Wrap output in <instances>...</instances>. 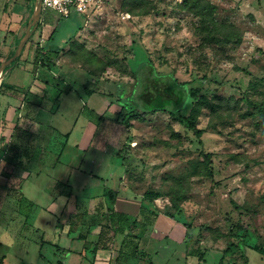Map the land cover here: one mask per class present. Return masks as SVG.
I'll return each instance as SVG.
<instances>
[{
    "label": "rangeland",
    "instance_id": "1",
    "mask_svg": "<svg viewBox=\"0 0 264 264\" xmlns=\"http://www.w3.org/2000/svg\"><path fill=\"white\" fill-rule=\"evenodd\" d=\"M35 5L36 0H0L1 58L14 54ZM78 25L80 29H76ZM42 45L50 50L64 49V55L53 57L58 68L54 65L53 73L47 74L52 94L65 91L69 84L81 97L74 93V103L63 124L58 125L63 108L51 116L49 123L62 132L70 131V137L49 138L51 146L38 158L42 163L39 180L45 183L50 178H66L75 189L80 184L93 193H100L104 187L121 191L119 184H127L136 195L157 191L161 196L146 205L152 214L166 216L167 212L190 230L191 240L196 241L192 249L203 246L207 250L202 264H243L245 259L249 264H264V256L251 248H246L245 257L236 252V247L227 249L238 242L236 233L245 234L251 245H264V0H107L93 12L75 13L69 18L42 11L21 53L22 60L10 65L1 80L0 115L13 107L8 128L16 123L13 114L17 108L8 96L10 83H28L30 75L20 66L28 62L32 64L31 73L42 76L44 67L33 64ZM145 62L180 82L192 81L191 86L205 77L204 86L215 90V96H209L202 105L189 102L174 117L157 112L133 119L115 141L112 133L125 102L121 92L125 89V95L130 94L135 71ZM62 77L65 84L59 81ZM84 83L92 90L107 93L110 104L106 109L92 113L99 112L100 96H85ZM141 92L140 84L136 85L129 98L137 102ZM44 98L41 107L45 113L36 119V111L31 113L34 122L43 123L52 110L48 107L56 103L48 88ZM99 116L101 121L92 141L97 150L76 149V143L87 132V122ZM187 116L193 119L195 129L202 131L200 138L187 127ZM25 117L22 115L19 124L30 129L32 119L27 121ZM27 137L21 132L14 137L21 151ZM65 141L66 149L57 160ZM119 149L127 159L126 166L116 155ZM205 154H209V162ZM81 163L86 175L81 173L75 178ZM35 166L29 167L28 176L38 171ZM9 169L4 161L0 162V184L1 179L6 180L2 172ZM7 182L18 185L16 179ZM22 191L38 205L36 216H31L32 226L20 238V242L24 243L25 237L28 241L25 251L18 254L23 244H14L12 235L23 229L24 220L14 215L10 228L5 226L12 208L4 189H0V242L9 247L8 264H43L37 243L40 234L35 230L41 227L48 232L46 221H56L46 210L51 194L38 188L31 178L22 185ZM164 239L156 242L159 255L153 254L151 260L155 264H183L181 254L191 246ZM51 250L47 245L42 253L48 256ZM197 262V257L189 259L191 264Z\"/></svg>",
    "mask_w": 264,
    "mask_h": 264
},
{
    "label": "crops",
    "instance_id": "2",
    "mask_svg": "<svg viewBox=\"0 0 264 264\" xmlns=\"http://www.w3.org/2000/svg\"><path fill=\"white\" fill-rule=\"evenodd\" d=\"M39 48H46V46L42 45L39 46ZM63 50L64 49H59L58 53L50 52L48 56L53 61V57L64 55V52H62ZM20 60H22V58L19 59V62ZM53 63L55 67L58 68V62L53 61ZM20 66L24 67V70L28 72L30 79L28 83L22 85H18L15 82L10 83L11 92L8 94V96L13 100V102L17 103L16 113L13 114L15 115L16 123L13 124L12 127L8 128L10 125L9 122H11L9 119V114L13 107L8 108L5 113L3 110V115H0V117L3 118L4 122L6 123V125H4L6 130L4 135L6 139L4 142H2V151L5 150V145L7 143L8 148L12 147L13 144H17L14 137L18 136L19 134L14 132L15 136L11 138L14 127H18L19 132L23 133L24 136H28L25 138L27 145H25L22 149L27 150V152H25L30 155V160L25 163V167L22 169H16L14 171V175H16L18 178L12 177V179L10 178L8 180L12 181L13 179H16L18 180V185L14 186L8 182L6 183V180L2 179V184H0V189L4 190H7L8 188H20V192L24 196L26 202L28 201L32 204V206L28 207L22 215L14 213L12 210V212H10V215L12 216H10L11 218H9L5 225L6 227H9V221L16 219V216L17 218L20 217L24 220L23 229H20L21 231L19 230L12 233L15 239L14 244H23V247L20 248L18 254L22 255L25 251L24 244L26 245L28 241L25 237L24 243L20 242V238L24 236L29 230V227L32 226V217L34 215L36 216L38 211V205L26 197L22 191V185L25 184L30 178L35 182V184H37L38 188L45 190L44 192L47 194H51V202L46 210L55 216L56 219L55 222H51V220L46 221L48 222V225H46V227L49 228L48 232L41 227H36L35 230L36 234H40L38 235L40 236V239L37 241V243L40 246L39 257L40 260L44 262L43 264H155L151 259L153 254H156L157 256L159 255L158 251L156 250L158 245L156 244L161 237L165 238L164 241H169L170 239L173 243L183 241L186 244L188 243V247L195 243L196 241H194V239L191 240L190 238V230H188L182 222L170 217H166L163 214L157 215L156 220L152 225L147 226L145 229L141 228L143 219L139 214V211L141 204L146 205L147 202L142 200V195L134 194L133 189L129 188L127 184V186L125 184H119V187L122 189L121 191H116L114 189L107 190V188L104 187L100 193H93L91 190L86 192L85 189L79 186L80 184H78L75 189L70 179L67 180L66 178H58L57 180L50 178L49 181H53V184L49 183V181L46 182V180L45 183L39 180L42 163L39 162L38 158H42L44 153L49 149L51 146L49 143L51 142L50 140L53 139L54 136L58 137L56 138L57 140L63 138L68 140L70 137V131H60L57 126L55 128L53 125H51L49 120L53 114L58 115L63 108V113L59 115L60 120L58 121V125L63 124L67 120L66 112L71 109V105L74 103V93L79 98L81 96H78L76 91L72 90L69 84L66 85L69 87L68 89L65 91L59 90L58 93L53 95V86H51L47 80V74L50 72L53 73V69L48 71L45 68H42L44 72L40 77L34 72L33 74L31 73V63L28 62L26 64H21ZM34 67L41 68L42 66L34 65ZM54 76L55 75H53V77ZM38 80H42L46 84L42 85ZM59 81H61L63 84L66 82L63 77L59 79ZM88 81L89 80H87L85 83ZM84 84L82 85V90L85 96L87 95L91 97L96 94L100 96L97 102L100 103V105L97 107V109L99 108V112L92 110V113L93 111L95 113H100L102 108L106 109L110 104V99L108 101L105 97L108 96L107 93L102 89H98L96 91L93 90L94 92L91 95H88L87 91L85 90L87 84ZM55 85L58 86L59 84ZM47 88L56 103L55 105L51 104V106L48 107L49 110H52L45 115V121H43V123H40L39 121L34 122L33 115H31V113L34 114L36 111V119V116L44 111L41 106L45 101L44 93ZM53 107H55V109H53ZM16 114L18 115V119L16 118ZM22 115L26 116L25 119H27V121L32 119L31 122L33 125L30 126V129L19 124V119L22 118ZM99 119L100 118L96 120L90 119L87 122L85 125L87 132L85 135L83 134L81 140L76 143V149H83L84 151H92L94 149L97 150L94 148L92 141L94 134L97 131V126L99 125L98 123L101 121ZM1 130L2 128L0 127V138L2 135ZM49 138L51 139L49 140ZM67 143L68 141H65L62 145V148L59 149L60 153H58L57 160H59L64 153ZM19 149L21 151V147ZM23 152H21L22 155L25 154ZM36 155L37 159H35ZM33 164H36L38 171L35 172L33 176H28L30 174L28 169ZM81 167L82 163L81 166L78 167V173H76L75 178L77 175H86V173L82 172ZM16 171L25 173L26 176L18 175V172ZM82 184H86V182ZM130 185L132 186V184ZM81 190L83 193L80 192ZM6 198V201L10 203V197L7 196ZM85 198L87 199L86 206H84L83 203V199ZM80 200H82V203ZM77 202H79L78 205L76 204ZM90 203H92V205ZM113 212L131 216V221H133V219L136 220V224L131 228L120 230V225L116 221V218H113V221H111V214ZM47 245L52 249L48 256L42 253L44 247ZM202 247L200 248L197 246L194 250L191 246L190 248H187L186 251H183L181 254V257L184 259L183 264H191L189 263V259L194 257H197L199 260V262L196 264H202V261L205 260L206 255V249L203 247L204 250H202ZM8 249V246L0 242V256H4L2 264H8ZM235 249L236 252H238L241 256V252L238 251V248L236 247ZM201 255H203V258L200 259ZM204 263L205 262H203V264ZM246 264H249L248 260Z\"/></svg>",
    "mask_w": 264,
    "mask_h": 264
},
{
    "label": "trees",
    "instance_id": "3",
    "mask_svg": "<svg viewBox=\"0 0 264 264\" xmlns=\"http://www.w3.org/2000/svg\"><path fill=\"white\" fill-rule=\"evenodd\" d=\"M211 10L215 12V7H211ZM71 17V16H70ZM69 18V17H68ZM81 26L78 25L76 29H80ZM25 48V47H24ZM24 50V49H23ZM58 53L59 50H50L48 48H40V50H37V54L34 57L33 63L34 65H39L44 67L46 70L51 71L53 69L54 63L52 59L48 56L49 53ZM21 56V55H20ZM8 57V56H7ZM6 57L1 58L0 57V64L2 63L3 59ZM9 58V57H8ZM20 57L17 58L11 65L19 61ZM205 81H207V78L202 77L200 78V81L197 85L191 86V82H180L174 75L171 74H161L158 72L155 67L149 63L145 62L143 65L139 68V70L135 71V83L131 87V90L129 91L130 94H127V91L125 89L121 92V95H124V104L121 105V111L118 112V116L120 117V120L118 124H116V128H114V131L112 133L113 140H118V137L122 133L124 129H128L130 125V121L133 119H136L138 117L145 118L149 114L157 113V112H164L169 114L170 116L174 117L175 115L182 113V111L185 109L186 105L189 102H196L199 105H202L203 103L207 102L209 99V96H215V90H209L204 86ZM142 87V92L140 94L139 100L131 99L129 98L131 93L133 92V88L136 87V85H139ZM1 87V86H0ZM85 90L87 91L88 95H91L94 91L92 89H89L87 86L85 87ZM25 97V95H24ZM122 111L124 114H122ZM193 116V115H191ZM187 118L189 119L188 128L191 130H194V134L197 137H201L202 131L200 129H195L194 121L190 116ZM187 118H183L184 120H187ZM101 119V117H100ZM4 125L6 123L4 122V119L0 117V127L2 128L1 132V138H0V162L4 161L6 163V166H10V169L8 172H2L4 179L7 181L12 178L16 177L14 175V171L16 169H22L25 167V163L30 160V155H28L27 150L23 149L20 151V146L17 144H13L12 147L5 148V150L2 151V142L5 141V128ZM19 134L18 127H14L13 134L11 135V138L15 136V133ZM8 149V150H7ZM24 151V152H23ZM26 151V152H25ZM25 153L22 155V153ZM117 157L122 162L123 166H126L127 159L123 155L121 149L117 152ZM204 158L207 162L210 161L209 154H205ZM7 196H9L10 203L12 210L14 213H18L20 215L25 212V210L28 207H31L32 204L30 202H26L24 196L20 192V188H8L7 189ZM161 195L157 191H145L142 195V200L145 202L150 203L151 200L159 198ZM139 214L141 215L143 221L141 223V228L145 229L147 226L152 225L155 221V218L157 217V213L152 214V211L149 209L147 205H142L140 207ZM165 215L173 218L172 215L165 212ZM113 218H116V221L119 223L120 227L119 229H125V228H131L136 224V220L133 219L131 216L123 215L120 213H112L111 214V221H113ZM175 219V218H173ZM234 237H239L238 242L236 244L231 243L229 247H237L240 249L241 256L245 257V250L246 248H251L260 254L264 255V245H251L249 242H247V238L245 234L240 235L239 233L234 234ZM226 249V251H227ZM4 256H0V264L3 263ZM223 261V257L221 258L220 262ZM247 260H244L243 264H246Z\"/></svg>",
    "mask_w": 264,
    "mask_h": 264
},
{
    "label": "built area",
    "instance_id": "4",
    "mask_svg": "<svg viewBox=\"0 0 264 264\" xmlns=\"http://www.w3.org/2000/svg\"><path fill=\"white\" fill-rule=\"evenodd\" d=\"M107 0H42V11H53L62 18L85 14L101 7Z\"/></svg>",
    "mask_w": 264,
    "mask_h": 264
},
{
    "label": "water",
    "instance_id": "5",
    "mask_svg": "<svg viewBox=\"0 0 264 264\" xmlns=\"http://www.w3.org/2000/svg\"><path fill=\"white\" fill-rule=\"evenodd\" d=\"M42 14V0H36V5L32 14V17L29 21V25L27 27L25 35L21 38L18 45L16 46L15 52L9 58H6L0 64V85L1 80L3 78L4 73L8 70L9 66L20 57L25 45L27 44L28 40L31 38L33 32L37 28V23L40 21V17Z\"/></svg>",
    "mask_w": 264,
    "mask_h": 264
}]
</instances>
